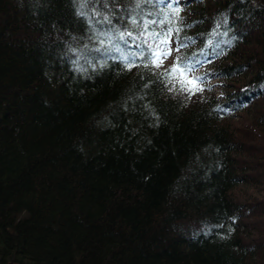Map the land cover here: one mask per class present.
Wrapping results in <instances>:
<instances>
[{
  "label": "trees",
  "instance_id": "trees-1",
  "mask_svg": "<svg viewBox=\"0 0 264 264\" xmlns=\"http://www.w3.org/2000/svg\"><path fill=\"white\" fill-rule=\"evenodd\" d=\"M82 2L0 0V264H264V0L150 26L219 80L191 99L102 54L134 0Z\"/></svg>",
  "mask_w": 264,
  "mask_h": 264
},
{
  "label": "snow or ice",
  "instance_id": "snow-or-ice-1",
  "mask_svg": "<svg viewBox=\"0 0 264 264\" xmlns=\"http://www.w3.org/2000/svg\"><path fill=\"white\" fill-rule=\"evenodd\" d=\"M135 7L132 9L133 13L136 15L130 16V23L134 28H142L138 34L134 35L131 30L115 29L113 34V29H109L107 32L101 33L107 37V42L112 45L111 48L105 50L102 54H110L112 52L118 53V59L124 63L128 70L132 67H136L137 60L143 62V67L145 68H160L164 60H166L172 53L173 49L169 47L172 40L173 34H178L182 29L180 27L172 26L166 29H161L160 31L149 30L150 26L153 24H172L175 25L180 19L181 8L178 5V0H134ZM87 5V0H83L80 7L85 8ZM144 5H150L153 8L159 7L161 5L167 9L163 12V19H147L146 16H151L153 13L148 11L144 16H140L143 20L142 25L138 24L137 16L139 15L137 10L143 11ZM79 15H85L83 11L78 12ZM96 15H100L97 11ZM156 15H160L157 13ZM104 22L112 24L108 15L104 16ZM191 27L192 25H188ZM127 38H131V43ZM114 40H119L123 42L121 44H114ZM191 41V38H188ZM103 41L101 44L103 45ZM187 43H182L175 50L179 51L180 47H187ZM99 52L100 49H97ZM201 55H204L201 53ZM208 62L207 60H200L196 58H186L181 60L173 61L170 68L165 69L163 72L159 73V76L165 82L166 87L169 91L178 92L186 94L188 99H191L193 95L198 92L205 91L204 88V77L190 76L189 73L195 71L197 64H203Z\"/></svg>",
  "mask_w": 264,
  "mask_h": 264
},
{
  "label": "rangeland",
  "instance_id": "rangeland-1",
  "mask_svg": "<svg viewBox=\"0 0 264 264\" xmlns=\"http://www.w3.org/2000/svg\"><path fill=\"white\" fill-rule=\"evenodd\" d=\"M169 47H170L171 49H173V51H172L171 55H170L166 60H164V63H163V64H165V65H172L173 61L176 60L177 55H178V52H179V51H176V50H175L176 47H175L174 45H169ZM201 70H202V67L198 68L196 71H193V72L189 73V75H190V76H193L195 73H197V72H201ZM204 80H206V82H207L209 85L212 86V89H213L215 92H219V86H218L219 80H218V79H216V78H208V77H206ZM238 118H239V119H242L243 117L240 116V117H238ZM248 191L251 192V193H253V194H257V193H258V191L254 190V189H252V188H249Z\"/></svg>",
  "mask_w": 264,
  "mask_h": 264
}]
</instances>
